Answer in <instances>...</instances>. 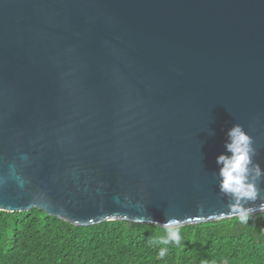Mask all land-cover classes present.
<instances>
[{
  "label": "water",
  "instance_id": "water-1",
  "mask_svg": "<svg viewBox=\"0 0 264 264\" xmlns=\"http://www.w3.org/2000/svg\"><path fill=\"white\" fill-rule=\"evenodd\" d=\"M236 124L264 169V0H0V211L235 218L216 159Z\"/></svg>",
  "mask_w": 264,
  "mask_h": 264
},
{
  "label": "trees",
  "instance_id": "trees-1",
  "mask_svg": "<svg viewBox=\"0 0 264 264\" xmlns=\"http://www.w3.org/2000/svg\"><path fill=\"white\" fill-rule=\"evenodd\" d=\"M155 225L76 226L45 212L0 211V264H264V213L184 226L181 243H158ZM167 247L165 256L159 251Z\"/></svg>",
  "mask_w": 264,
  "mask_h": 264
},
{
  "label": "clouds",
  "instance_id": "clouds-1",
  "mask_svg": "<svg viewBox=\"0 0 264 264\" xmlns=\"http://www.w3.org/2000/svg\"><path fill=\"white\" fill-rule=\"evenodd\" d=\"M227 137L224 147L230 155L221 154L216 159L219 166L220 193L230 199L229 211L221 215L235 217L240 224L246 225L255 214L257 201H260L258 207L264 209V195L259 187L264 182V169L254 161L257 154L254 140L242 125H234L228 131ZM250 202L253 206H246ZM199 211L202 212L203 208ZM159 227L163 229L159 244L167 246L181 243L184 221L170 218ZM167 251V247H162L159 256H165Z\"/></svg>",
  "mask_w": 264,
  "mask_h": 264
}]
</instances>
